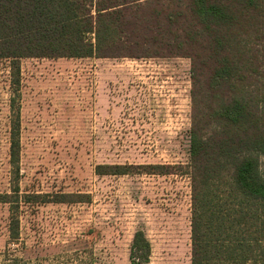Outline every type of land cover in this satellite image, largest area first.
Instances as JSON below:
<instances>
[{
    "label": "rangeland",
    "instance_id": "1",
    "mask_svg": "<svg viewBox=\"0 0 264 264\" xmlns=\"http://www.w3.org/2000/svg\"><path fill=\"white\" fill-rule=\"evenodd\" d=\"M245 53L249 89L264 93V40L248 43ZM192 66L191 58L173 56L31 58L21 62L17 90L10 62L0 59V194L13 191L15 98L22 196L90 197L88 203L21 202L18 241L9 231L11 205L0 203V264H132L139 229L152 245L147 264H191ZM100 164H167L176 173L139 168L101 176ZM260 171L264 178V156ZM254 254L246 264H264V253Z\"/></svg>",
    "mask_w": 264,
    "mask_h": 264
},
{
    "label": "trees",
    "instance_id": "2",
    "mask_svg": "<svg viewBox=\"0 0 264 264\" xmlns=\"http://www.w3.org/2000/svg\"><path fill=\"white\" fill-rule=\"evenodd\" d=\"M263 40L264 0H0V59L10 62L17 90L24 59L193 60L191 264H246L255 250L264 253V93L251 92L244 70L246 45ZM12 103L13 191L0 194V203L11 205L9 231L18 241L21 202L88 203L90 197L22 196L20 116L15 98ZM139 168L176 173L167 164H100L95 172L128 175ZM151 254L149 238L137 230L131 263L147 264Z\"/></svg>",
    "mask_w": 264,
    "mask_h": 264
}]
</instances>
